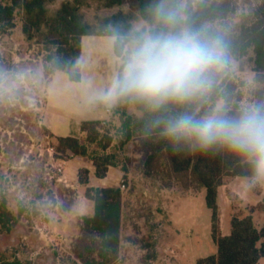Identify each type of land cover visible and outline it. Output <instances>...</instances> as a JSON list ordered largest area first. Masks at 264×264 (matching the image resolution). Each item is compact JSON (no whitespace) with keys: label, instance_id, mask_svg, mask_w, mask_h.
Wrapping results in <instances>:
<instances>
[{"label":"rangeland","instance_id":"1","mask_svg":"<svg viewBox=\"0 0 264 264\" xmlns=\"http://www.w3.org/2000/svg\"><path fill=\"white\" fill-rule=\"evenodd\" d=\"M75 1L56 0L49 4V12L52 14L64 2ZM252 1L236 0L237 15L245 12ZM77 2L83 20L95 31L103 17L122 10L133 17V30L148 33L149 26L139 18L134 0H123L112 7H106L105 0ZM21 17L18 12L15 27L0 36V72L6 77V85L13 79L16 85L11 93L5 90L0 94V176L8 206L16 212L20 205L24 213L11 233L0 236V253L8 259L31 264H197L199 258L214 254L217 247L211 238V211L205 204V188L194 185L186 188L161 172L146 175L144 160L149 150L140 139H133L118 154L119 165L109 170L105 180L119 187L122 194L118 251L109 252V261L99 256L98 236L87 232L82 225L81 213L87 212V208L81 207L86 185L78 181L79 170L68 174L63 169L57 175L52 166L60 158L55 155V140L41 122L49 80L43 69L44 51L25 39ZM132 47L133 43H128L124 53L127 55ZM253 58L249 50L246 55L231 59L225 68L224 75L234 85L230 111H235L234 103L238 108L254 103V92L262 87L253 71ZM122 62L118 60L117 66ZM100 67L102 71L105 69L103 62ZM54 79V89L69 95H76L82 88V84L69 81L61 71ZM238 94L241 97L237 101ZM58 97L59 94L51 92L52 101L63 102L61 113L72 116L78 110L75 103ZM223 104L220 100L216 107ZM117 125V119L112 116L107 129L112 132ZM63 160L65 167L69 159ZM122 165L127 167L125 180ZM122 183L125 188H121ZM226 185L236 193L232 191L230 200L223 193L222 201L229 207L218 200L223 210L221 233L230 232L233 215L252 214L260 228L264 195L255 206L252 203L264 191V185L253 186L251 180L242 182L229 177ZM259 264H264V258Z\"/></svg>","mask_w":264,"mask_h":264},{"label":"trees","instance_id":"2","mask_svg":"<svg viewBox=\"0 0 264 264\" xmlns=\"http://www.w3.org/2000/svg\"><path fill=\"white\" fill-rule=\"evenodd\" d=\"M56 0H0V36L15 27V19L21 12V32L28 42L41 46L44 74L50 76L56 71L66 73L73 82L81 80L79 58L81 39L88 35L114 37V53L118 60L126 56L125 47L133 43L141 32L133 30V17L118 10L100 20L97 31L83 20L78 11L77 0L64 2L52 14L48 6ZM138 16L148 24V33L159 30V25L145 11L150 0H134ZM123 0H105L106 7L120 5ZM236 0H188V23L193 27L208 24L226 34L229 46V61L252 51L253 71L261 88L254 92V102L264 101V0L249 2L248 9L237 15ZM239 19L235 22V19ZM122 63L117 66V73ZM225 70L215 76L214 86L204 97L197 99L191 107L199 114L216 108L220 100L227 108L231 106L233 83L225 76ZM237 95V101L240 99ZM173 108L175 106H172ZM235 111L236 103L232 104ZM113 118L118 125L110 129L101 127L98 120L80 123L81 137H54L55 155L60 159L77 157L85 159L94 168L96 178H104L110 167H118V154L128 148L133 139H140L149 150L145 160V174L161 172L169 180H176L184 187L192 185L205 188V204L211 211V238L216 244L214 254L197 260V264H259L264 258V219L260 228L255 225L252 214L243 217L233 215L230 219V233L222 235L220 229V207L218 189L226 183V177H241L251 180L252 165L245 159L227 151L215 156H177L171 153L167 143L157 131L147 128L151 114L139 103L124 100L112 105ZM122 178H127V167L121 166ZM0 176V236L11 233L24 213L18 206L13 212L8 206L6 191ZM80 184L89 183V170L80 168ZM84 197L93 203V214L81 218L83 228L99 238V256L109 261L108 254L117 253L120 240L121 190L117 186L86 187ZM0 264H31L17 258L8 259L0 253Z\"/></svg>","mask_w":264,"mask_h":264},{"label":"clouds","instance_id":"3","mask_svg":"<svg viewBox=\"0 0 264 264\" xmlns=\"http://www.w3.org/2000/svg\"><path fill=\"white\" fill-rule=\"evenodd\" d=\"M188 0H150L145 11L159 30L140 33L122 67L103 92L115 104L132 100L150 114L157 131L177 156H215L227 151L252 165L251 185L264 184V101L236 111L224 105L199 114L192 103L212 91L215 76L229 62L227 36L208 24H189ZM0 72V94L16 85ZM172 106H175L174 108Z\"/></svg>","mask_w":264,"mask_h":264},{"label":"crops","instance_id":"4","mask_svg":"<svg viewBox=\"0 0 264 264\" xmlns=\"http://www.w3.org/2000/svg\"><path fill=\"white\" fill-rule=\"evenodd\" d=\"M114 37L111 36H101V35H88L83 36L81 39V55L79 58V65L81 69V80L76 83L82 84L80 92H77L76 95H69L62 91L54 89V78L60 71L54 72L45 87L44 100L45 105L42 112V124L47 128V130L54 137H81L80 123L82 121H92L99 120L101 117H104L103 109L113 104L105 102L101 97L103 92L109 87L115 75V69L117 66L118 59L114 53L113 49ZM104 64V70H101V63ZM62 72V71H61ZM66 74V73H65ZM67 76V75H66ZM68 78V77H67ZM69 80V79H68ZM70 81V80H69ZM73 82V81H71ZM56 92L64 100L73 102L76 104L78 110L72 113V116L65 115L61 113L63 108V102L57 103L50 99L51 92ZM58 97V98H60ZM60 98V99H61ZM70 163H73L72 166H69ZM80 168H87L89 170V183L86 187H108L114 186V184L109 185L105 182L110 167L107 171V174L104 178H96L94 176V168L91 163L87 162L85 159L73 157L66 162L64 167V172L68 174L75 172L77 173ZM117 179V177H116ZM231 180H240L242 182H249L250 179L233 177ZM264 185V184H263ZM228 185L223 184L218 189V200L222 201L223 193L226 194L227 198L230 200L232 190ZM236 193V192H235ZM261 194L257 195L252 204L255 206L264 195V191L261 190ZM81 207L87 208L86 213H81V216H91L93 214V203L87 200L84 196ZM217 200V201H218ZM227 202V201H226ZM225 204V205H224ZM228 203H223L224 206ZM220 207V227L222 222V213L223 210L221 205ZM231 219V218H230ZM230 223V222H229ZM221 229V228H220ZM222 232V229H221ZM230 233V232H229ZM228 233V234H229ZM222 235H228L223 234Z\"/></svg>","mask_w":264,"mask_h":264},{"label":"built area","instance_id":"5","mask_svg":"<svg viewBox=\"0 0 264 264\" xmlns=\"http://www.w3.org/2000/svg\"><path fill=\"white\" fill-rule=\"evenodd\" d=\"M38 102L41 103L40 100ZM103 112H104V117H101L98 121L100 122L101 127L107 129L110 126V119L113 115L112 107L111 106L105 107L103 109ZM50 150H53V147H51ZM64 164L65 161L63 159H57L56 163L52 165L55 170V174L58 175L63 172ZM121 188H125L124 183H122Z\"/></svg>","mask_w":264,"mask_h":264}]
</instances>
